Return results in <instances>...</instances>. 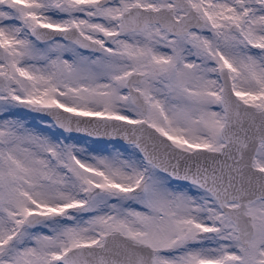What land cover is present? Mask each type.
<instances>
[{"label":"snow or ice","instance_id":"snow-or-ice-1","mask_svg":"<svg viewBox=\"0 0 264 264\" xmlns=\"http://www.w3.org/2000/svg\"><path fill=\"white\" fill-rule=\"evenodd\" d=\"M0 264H264V0H0Z\"/></svg>","mask_w":264,"mask_h":264},{"label":"rangeland","instance_id":"rangeland-1","mask_svg":"<svg viewBox=\"0 0 264 264\" xmlns=\"http://www.w3.org/2000/svg\"><path fill=\"white\" fill-rule=\"evenodd\" d=\"M75 135H77V136H84V135H82V134H75ZM89 143H93V144H96V141L95 140H89ZM98 147L99 146H103L102 144H99V145H97Z\"/></svg>","mask_w":264,"mask_h":264},{"label":"water","instance_id":"water-1","mask_svg":"<svg viewBox=\"0 0 264 264\" xmlns=\"http://www.w3.org/2000/svg\"><path fill=\"white\" fill-rule=\"evenodd\" d=\"M82 134V133H81ZM82 135H84V134H82Z\"/></svg>","mask_w":264,"mask_h":264}]
</instances>
